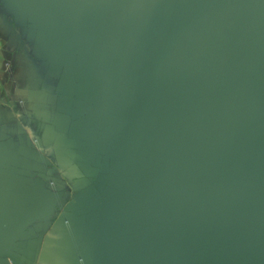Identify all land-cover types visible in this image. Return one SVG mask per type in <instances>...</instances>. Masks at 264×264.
<instances>
[{
  "label": "crops",
  "instance_id": "0c3cea01",
  "mask_svg": "<svg viewBox=\"0 0 264 264\" xmlns=\"http://www.w3.org/2000/svg\"><path fill=\"white\" fill-rule=\"evenodd\" d=\"M4 1L2 170L10 190L55 201L0 231V264H219L212 219L226 200L215 184L228 172L213 165L204 124L223 127L225 109L208 120L159 100L166 73L154 43L127 41L114 11L100 8L88 29L44 24L23 0Z\"/></svg>",
  "mask_w": 264,
  "mask_h": 264
},
{
  "label": "water",
  "instance_id": "95a60500",
  "mask_svg": "<svg viewBox=\"0 0 264 264\" xmlns=\"http://www.w3.org/2000/svg\"><path fill=\"white\" fill-rule=\"evenodd\" d=\"M119 1L129 13L123 19L132 30L126 40L152 41L162 62L159 76L162 71L166 77L156 97L184 106L188 116L227 112L223 127L204 124L212 154L218 155L213 165L219 174L228 172L215 184L226 200L212 219V232L222 239L217 262L229 263L224 250L232 237L236 257L230 264H264V0ZM36 194L52 197L0 183V231L50 211L55 198L43 210L37 202L30 205Z\"/></svg>",
  "mask_w": 264,
  "mask_h": 264
},
{
  "label": "rangeland",
  "instance_id": "374dc122",
  "mask_svg": "<svg viewBox=\"0 0 264 264\" xmlns=\"http://www.w3.org/2000/svg\"><path fill=\"white\" fill-rule=\"evenodd\" d=\"M126 2L119 0H23L21 6L24 12H28L32 17L48 24L49 20L53 17L59 24L66 23L73 25H85V28H95L99 17L98 11L101 8L102 13L109 11L115 12L117 20L126 19L128 8L125 6ZM7 5L6 1L0 0V7ZM30 11V12H29ZM41 12V13H40ZM113 12V14H114ZM124 15V16H123ZM131 17V14L129 15ZM110 18V17H109ZM108 18V20H109ZM111 18H114L112 16ZM66 35L68 33H65ZM0 148H2L0 146ZM1 159V158H0ZM4 162L0 160V183L9 186L7 182L14 183L13 179L6 178L3 173ZM10 180V181H9ZM20 225V224H19ZM17 225L14 230H17ZM15 232V231H14Z\"/></svg>",
  "mask_w": 264,
  "mask_h": 264
},
{
  "label": "trees",
  "instance_id": "16d2710c",
  "mask_svg": "<svg viewBox=\"0 0 264 264\" xmlns=\"http://www.w3.org/2000/svg\"><path fill=\"white\" fill-rule=\"evenodd\" d=\"M34 198H35V199L33 200L32 203H30V205L33 206V204H34L35 202H37L38 205H41V208H42L43 210L46 209V207H47L48 205H50V204L54 201V198H52V197H50V198H46V199H45V197H43L42 194H36ZM27 206H28V204H27Z\"/></svg>",
  "mask_w": 264,
  "mask_h": 264
}]
</instances>
